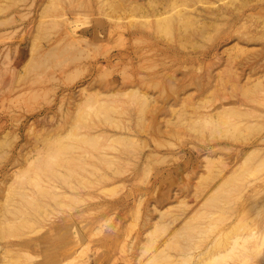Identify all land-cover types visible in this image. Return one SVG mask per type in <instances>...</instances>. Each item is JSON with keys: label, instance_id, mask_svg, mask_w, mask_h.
<instances>
[{"label": "rangeland", "instance_id": "374dc122", "mask_svg": "<svg viewBox=\"0 0 264 264\" xmlns=\"http://www.w3.org/2000/svg\"><path fill=\"white\" fill-rule=\"evenodd\" d=\"M0 264H264V0H0Z\"/></svg>", "mask_w": 264, "mask_h": 264}, {"label": "bare ground", "instance_id": "6f19581e", "mask_svg": "<svg viewBox=\"0 0 264 264\" xmlns=\"http://www.w3.org/2000/svg\"><path fill=\"white\" fill-rule=\"evenodd\" d=\"M135 1H136V0H135ZM220 10H221V9H218V10H217L216 15H220V14L223 15V12L226 11L227 8L223 9L222 12H221ZM224 15H225V13H224ZM243 23H244V22H243ZM240 24H241V23H240ZM240 24H239V25H240ZM242 26H243V25H242ZM228 37L230 38L231 36L228 35ZM128 129H130V127H129ZM134 135H135V134H134ZM130 136H132L131 132H129L128 135L114 134L113 137H114V138H117V139H119V140H120V139L123 140L125 137H128V139H129ZM91 137L94 138V136H91ZM98 137H100V135H98L97 138H98ZM133 137H134V136H133ZM133 137H132V138H133ZM130 138H131V137H130ZM115 140H116V139H115ZM122 140H120V141L122 142ZM124 140H125V139H124ZM123 142H124V141H123ZM20 151H21V150H20ZM17 154L19 155V152H18ZM12 208H13V210L10 212V214H11V215H14V214H16V213H18V212L20 211V209H21V204H17L15 207H12ZM259 246H260V245H259ZM259 248H260V247H259ZM256 252H257V251H256Z\"/></svg>", "mask_w": 264, "mask_h": 264}]
</instances>
